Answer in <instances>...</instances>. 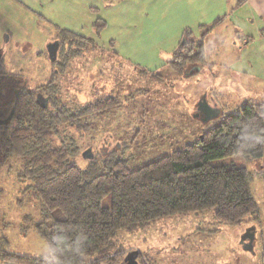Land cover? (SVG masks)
Instances as JSON below:
<instances>
[{"label":"trees","instance_id":"obj_1","mask_svg":"<svg viewBox=\"0 0 264 264\" xmlns=\"http://www.w3.org/2000/svg\"><path fill=\"white\" fill-rule=\"evenodd\" d=\"M103 26L97 18L95 30ZM57 29L53 65L66 64L84 47H95L92 38ZM209 29H202L201 39L184 30L178 49L166 62L168 68L187 77L197 72ZM67 43L75 49L71 47L64 56ZM60 50L63 62L57 55ZM2 67L0 60V165L20 163L19 179L31 183L29 190L40 206V220L31 225L45 241L48 254L34 257L9 252L1 236L0 260L122 264L126 253L121 234L143 231L157 220L210 208L218 226L256 218L250 171L233 160L212 161L236 154L251 161L264 157V101L247 98L193 141L132 167L124 156L127 143L119 150L99 147L83 152L86 148L81 147L95 131L94 120L122 105L117 93H95L85 101L74 94L65 99L51 80L30 88L21 76L5 73ZM153 75L160 76L158 72Z\"/></svg>","mask_w":264,"mask_h":264},{"label":"rangeland","instance_id":"obj_2","mask_svg":"<svg viewBox=\"0 0 264 264\" xmlns=\"http://www.w3.org/2000/svg\"><path fill=\"white\" fill-rule=\"evenodd\" d=\"M2 1L5 2L0 5L3 72L18 74L30 88L51 80L65 99L74 94L85 101L95 93L111 91L119 95L122 105L114 114L94 120L95 131L89 135V141L81 144L86 148L83 152L99 147L119 150L122 143H127L124 156H128L132 167H137L183 147L216 125L222 114L233 111L246 100L230 87L238 80L239 73L235 70L238 65L246 72L242 71V76H246L247 85L252 88L250 100L264 101V59H260L264 53L257 52V41L250 50L241 51L240 60L230 57L221 60L223 55L220 58L214 55L215 36L206 37L202 44L205 61L200 68H195L197 72L187 77L168 68L153 39L145 41L141 37L132 46L122 39L103 48L108 43L107 34L102 32L95 37L90 25L85 23L97 13L89 8L93 0H21L23 5L16 0ZM45 4L55 11L54 19L62 29L84 37L92 35L95 47H84L66 64L53 65L47 45L57 40L59 31L47 22L36 21L33 13L35 9L45 12ZM66 10L69 22L62 15ZM45 16L48 17L46 13ZM147 30L145 26L141 33ZM173 30L170 26L168 35L160 29L153 33L160 40L171 39ZM71 47L75 49L64 44V56ZM154 72L160 76H154ZM253 80L258 82L256 86L249 85ZM200 100L216 104L221 115L204 121L195 111ZM230 160L251 173L250 188L258 210L256 218L249 216L248 221L239 225L218 226L213 208L174 215L155 221L143 231L122 233L123 251L126 254L136 251L139 264H264V157L251 161L236 154L212 163ZM19 164L6 161L0 165V225L8 226L10 232L19 230L23 223V230L31 231L20 237L21 247L27 252H42V248L47 249L46 243L31 225L40 220L39 201L29 190L31 183L19 179ZM25 226L29 229H24ZM244 239L246 243L251 241L250 248L241 244Z\"/></svg>","mask_w":264,"mask_h":264},{"label":"crops","instance_id":"obj_3","mask_svg":"<svg viewBox=\"0 0 264 264\" xmlns=\"http://www.w3.org/2000/svg\"><path fill=\"white\" fill-rule=\"evenodd\" d=\"M16 1L24 4L21 0ZM4 3L0 0V5ZM91 3L92 6L89 8L97 10V13L88 17L85 23L90 25L95 33L93 36L98 37L102 32L107 34L108 43H105L103 48L113 46L122 39L131 46L140 42L141 37L146 38L145 41L153 39L157 41L154 43L155 47H160L158 48L160 56L167 62L178 49L184 30H189L192 36L201 39L202 29L210 28L203 37V42L206 37L215 36L214 55L217 58L223 55L221 60L228 57L240 60L241 51L250 50L255 41L258 43L257 52L264 53V0H93ZM33 13L36 21L47 22L51 28H62L54 19L55 11H52L49 5L45 4V12L35 9ZM67 14V10L62 12L69 22ZM97 18L104 22L99 32L94 27ZM217 18H220L218 24L212 27ZM145 26L148 30L141 33ZM170 26L174 28L171 39L168 37L160 40L158 35L153 33L154 30L160 29L162 34L168 35ZM93 36L86 37L93 39ZM205 56L203 53V63ZM260 59H264V54ZM235 70L239 73L238 80L235 79L231 83L233 87L231 85L230 87L236 89L244 99H250L252 88L247 85L246 76H242V67L238 65ZM255 83L258 82L253 80L249 85L256 86ZM23 226L22 223L19 230L11 229L8 232V226L5 228L0 225V237L5 238L7 251L34 257L47 255L46 248H42V252H27L21 247L20 237L31 231L23 230ZM32 236H35V233ZM0 264L18 263L0 260Z\"/></svg>","mask_w":264,"mask_h":264},{"label":"water","instance_id":"obj_4","mask_svg":"<svg viewBox=\"0 0 264 264\" xmlns=\"http://www.w3.org/2000/svg\"><path fill=\"white\" fill-rule=\"evenodd\" d=\"M57 48H58L57 40L52 41L47 45V50L51 61L55 59ZM220 113H221L220 109L216 106V104L210 105L206 100H200L199 103L197 104V116L204 118V121L218 117ZM249 230L250 229H248L247 232H249ZM242 243H244V247L250 248L251 241L246 243L244 239L241 242V244ZM136 256H137L136 251L126 254L122 264H138V262L136 261Z\"/></svg>","mask_w":264,"mask_h":264},{"label":"bare ground","instance_id":"obj_5","mask_svg":"<svg viewBox=\"0 0 264 264\" xmlns=\"http://www.w3.org/2000/svg\"><path fill=\"white\" fill-rule=\"evenodd\" d=\"M51 65V64H50Z\"/></svg>","mask_w":264,"mask_h":264}]
</instances>
